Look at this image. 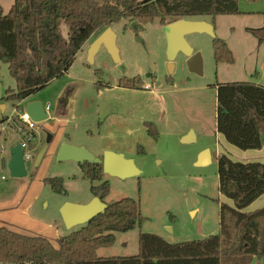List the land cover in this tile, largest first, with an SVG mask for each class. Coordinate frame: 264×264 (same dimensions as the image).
<instances>
[{"label":"rangeland","instance_id":"1","mask_svg":"<svg viewBox=\"0 0 264 264\" xmlns=\"http://www.w3.org/2000/svg\"><path fill=\"white\" fill-rule=\"evenodd\" d=\"M12 4L13 0H1L2 12L7 14ZM237 6L241 14L220 16L213 23L214 37L230 48L235 60L232 65L215 64L212 37L191 34L185 40L200 55L199 67H188L186 60L177 55L169 73L163 28L156 21L142 25L134 20H122L112 25L118 49L115 62L101 46L90 65L88 52L96 37L89 38L66 72L74 79L69 80L64 74L27 98L40 102L43 107L48 104L49 118L33 128L35 137L28 151L31 159L25 164L29 175L20 183L26 184L25 187L21 190L14 187L7 192L15 181L8 171L0 168V203L14 199L18 204L32 205L29 217L44 223L41 231L48 230L49 225L53 228L46 236L42 233L39 236L53 244L57 237L78 231L82 226L66 229L61 221L58 206L65 197L53 193L42 180L61 178L67 202L88 198L90 182L82 179L81 170L73 162L59 163L53 149L61 141L76 146L83 143L80 147L87 150L93 149L91 143L101 142L103 146H114L111 147L114 153L118 151L116 154L132 160L140 171L135 178H105L110 186L108 203L122 198L138 201L141 216L146 220L132 231L114 234L115 244L98 250V257L136 256L139 232L157 235L169 244L203 240L217 234V201L233 206L231 200L219 195L217 158L225 154L241 163L244 151L227 144L215 130V87L222 83L264 86V44L259 48L258 42L246 32V28L264 25V0H237ZM98 71L101 74L95 77ZM136 76L143 83L138 90L125 92L117 86L121 78ZM95 83L101 87L98 89ZM144 85L150 89L144 90ZM15 88L7 66L0 63V105H5L4 113L0 110V118L13 116L18 120L13 114L14 105L1 100L6 90ZM18 106L19 110L24 109L21 103ZM145 123L154 124L158 133L156 140L148 136ZM14 126L0 124V139L15 137L20 143L22 135ZM190 133L193 140L183 143ZM49 136L46 154L35 168L34 161ZM206 150L210 152V162L206 166L196 165L199 155ZM14 192L18 193L16 198ZM7 204L4 206L11 205ZM12 205L4 209L13 208L14 202ZM26 218L21 216L20 220ZM254 263L264 264V257Z\"/></svg>","mask_w":264,"mask_h":264},{"label":"trees","instance_id":"2","mask_svg":"<svg viewBox=\"0 0 264 264\" xmlns=\"http://www.w3.org/2000/svg\"><path fill=\"white\" fill-rule=\"evenodd\" d=\"M239 14L237 0H13L7 14L0 6V63L7 66L16 88L6 90L1 100L21 111L19 103L63 77L89 38L122 20L142 25L156 21L163 28L185 19L214 21ZM246 31L258 46L264 44V26ZM212 42L215 64L235 63L226 42L215 37ZM142 84L136 76L121 78L117 86L134 91ZM94 85L99 89L98 83ZM215 95L217 133L240 151L262 149L264 87L222 83L215 87ZM11 120L23 129L18 120ZM145 128L156 140L154 124L145 123ZM139 152L144 153L140 148ZM1 164L4 166L5 161ZM216 165L219 195L231 200L233 206L217 201L219 229L215 235L169 244L157 235L139 232L136 256L100 258L97 251L112 247L114 234L132 231L146 220L138 201L122 198L78 231L57 238L56 244L42 236L0 227V264H253L264 257V208L253 212L244 209L264 195V164L234 162L223 154ZM78 167L82 179L91 184L92 197L104 202L110 186L101 165L83 163ZM42 183L66 197L61 178L44 179Z\"/></svg>","mask_w":264,"mask_h":264},{"label":"water","instance_id":"3","mask_svg":"<svg viewBox=\"0 0 264 264\" xmlns=\"http://www.w3.org/2000/svg\"><path fill=\"white\" fill-rule=\"evenodd\" d=\"M203 33L214 38L213 26L204 20L185 19L169 23L167 26L163 27L164 40L166 43V57L167 61H169V73H171L173 67L172 63L177 55H181L186 60L188 67L194 69L199 67L201 63L200 55L193 51L186 42L185 37L191 34ZM101 46L107 49L114 62L118 60L115 35L111 28H107L97 35L91 44L88 52V63L90 65L94 63L93 58ZM23 111L30 117L31 121L36 124L44 123L48 119L47 114L44 113V107L40 102H29L25 104ZM50 140L51 138L49 136L44 147L39 151L40 153L37 155L33 165L35 168L38 167L44 158ZM192 140L193 135L190 133L188 136L184 137L182 142L188 143ZM58 151L57 161L59 163L71 161L77 165H83V163L101 165L104 175L121 180L135 178L140 175V171L134 166L133 161L126 159L122 154H115L107 151L103 153L102 157L98 158L85 147H77L68 143L62 144ZM8 152L10 158L6 163V170L9 176L12 179L26 177L28 172L25 167L24 152L21 150L20 143L16 142L9 148ZM210 158V152L206 150L199 155L196 165L206 166V164L210 162ZM110 204L111 203L100 202L97 197H93L84 205L66 202L60 209L61 221H63L66 229L75 226H84L93 218L102 215Z\"/></svg>","mask_w":264,"mask_h":264},{"label":"crops","instance_id":"4","mask_svg":"<svg viewBox=\"0 0 264 264\" xmlns=\"http://www.w3.org/2000/svg\"><path fill=\"white\" fill-rule=\"evenodd\" d=\"M198 20L202 21L203 19H198ZM204 21H206L207 23L211 24L212 26L214 25L213 24L214 21H211L209 18H207V20H204ZM213 28H214V26H213ZM246 29H252V28H246ZM262 46L263 45L259 46V48H261ZM65 76L69 80L74 79L68 73H65ZM66 86L67 85L63 86L62 91L64 90V88ZM144 86H148V85H144ZM262 87H264V86H262ZM120 89L125 91V92H129L130 91V90L123 89V88H120ZM29 102H37V101L36 100L27 99L24 102H21V104L23 106H25V104H27ZM46 105H48V104H46ZM0 110H1V113H4L5 105H0ZM12 118H15V117L11 116V117L7 118V117H4V116H1L0 124H4V123L7 124V125L8 124H13V126H14L15 123H13V121L11 120ZM9 119H10V122L8 123ZM32 131H33V129L30 131L31 134H33ZM33 137H35V134H33ZM17 141L18 140L15 139V137L12 138V139H8L6 137H3V139H0V154H1V156H0V168H1V170H4V171L7 172L6 163L9 161V158H10L8 150ZM62 144H64L63 141H61L58 145L56 144L57 146L55 145V147L53 149L55 156L58 155L59 147ZM91 144H92V148L93 149L91 150V148L90 149L88 148V150L93 152L96 156H98V158L102 157L104 152H107V151L113 152V150H111V147H114V146H111V145H108V144H104L105 146H103V144L101 142L99 144H95V143H91ZM114 144H116V142ZM76 145L77 144H75L74 146H76ZM81 145L84 146L83 143ZM80 146H77V147H80ZM115 152L117 153L118 151H115ZM241 155L244 158V159L242 158V160H243V161L241 160L242 162H258V163L260 162V163L264 164V147L262 149H259L258 151H245L244 153H241ZM251 158H252V160H248V159H251ZM2 160L5 161V165L4 166H2V164H1ZM75 166H76V168L80 169L77 164H75ZM28 175H29V173H28ZM105 178H108V176L104 175V179ZM23 179L24 178H13V181H15V182L13 183V185L8 186L6 191L10 193L11 192L10 189H13L14 187H17L19 190H21L26 185V184H20ZM17 194H18L17 192H14L13 196L16 198ZM66 198H67V196L59 203L58 208H61L64 205V203H66L68 201ZM92 198H93L92 195H90L88 198H86V199L84 198V200H81V201L79 200V202H76L78 200H73L71 202L74 203V204L84 205L87 202H89ZM13 202H14V207L13 208L4 209V207H12L13 206L12 205ZM7 203H10L11 205L10 206H4V204L8 205ZM7 203H5V201H2L0 203V206H2V208H0V227H5V228L9 229L12 232L15 231L17 233H20V234H23V235H27V236H32V235H38L39 236V235H41L40 233H42V234H44L46 236L47 232L53 231L52 230L53 228H51L50 225L48 226V230L45 229V230L41 231V229L44 228V223H41L39 221V219H32L31 220V218L29 217L28 212L30 211V208H31L32 205L26 204L24 206V205L18 204L19 202L18 201H14V199L11 200L10 202H7ZM104 203H108L107 197L105 198ZM261 208H264V195H261L255 202H253L250 206L245 208L244 211L245 212H253V211H256V210H260ZM1 209H3V210H1ZM192 213L193 212H191V214ZM21 216H24V217H27V218L25 220L24 219L20 220ZM25 222H27V223H25ZM55 235H56V232H55ZM253 264H255V263H253Z\"/></svg>","mask_w":264,"mask_h":264},{"label":"built area","instance_id":"5","mask_svg":"<svg viewBox=\"0 0 264 264\" xmlns=\"http://www.w3.org/2000/svg\"><path fill=\"white\" fill-rule=\"evenodd\" d=\"M144 90H149V87L145 86ZM48 110H49V105H46V107H44V113L47 114ZM13 114H15L16 117H18V122L23 127V129L18 128V133L22 135L20 147H21V150L24 152V161L26 163V162H29L31 159V155L29 154L28 151H29V144L31 143L33 136L32 134H30V131L37 124L32 122L30 117H28L23 110L17 111V109L14 108ZM9 122H10V119L8 120V123Z\"/></svg>","mask_w":264,"mask_h":264}]
</instances>
